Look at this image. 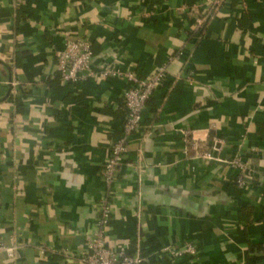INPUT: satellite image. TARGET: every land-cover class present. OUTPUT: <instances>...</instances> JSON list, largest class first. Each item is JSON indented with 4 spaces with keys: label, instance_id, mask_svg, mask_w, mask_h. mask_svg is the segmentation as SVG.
I'll return each mask as SVG.
<instances>
[{
    "label": "crops",
    "instance_id": "0c3cea01",
    "mask_svg": "<svg viewBox=\"0 0 264 264\" xmlns=\"http://www.w3.org/2000/svg\"><path fill=\"white\" fill-rule=\"evenodd\" d=\"M208 1L0 0V243L15 248L0 264H79L100 217L128 84L63 85L65 35L87 39L95 62L168 73L117 171L107 245L197 250L147 264H246L264 242V0H226L199 38L194 16ZM216 140L221 163L200 157ZM238 150L253 174L246 188L225 162Z\"/></svg>",
    "mask_w": 264,
    "mask_h": 264
},
{
    "label": "built area",
    "instance_id": "2783aa9c",
    "mask_svg": "<svg viewBox=\"0 0 264 264\" xmlns=\"http://www.w3.org/2000/svg\"><path fill=\"white\" fill-rule=\"evenodd\" d=\"M225 1L209 0L194 16V30L199 38L204 34L209 20ZM55 71L63 85L75 86L91 79L98 81L122 79L128 84L120 96L125 113L121 133L112 143L110 155L103 163L101 170L106 191L98 205L100 217L95 223V232L87 239L84 251L78 258L79 264H147L152 256H165L171 260L195 257L197 250L189 243L179 249L170 246L164 247L152 256H145L139 247L134 252L128 253L124 250L112 249L105 240V230L112 215L109 199L114 194L112 190L116 185L117 171L130 151L132 138L144 129L142 120L146 104L165 83L168 76L166 67L162 65L151 76L141 77L134 71L121 70L113 61L95 62L92 45L87 39L65 35L63 48L55 53ZM178 80V77L175 78V83ZM184 82L191 84L194 79L189 76ZM182 133L184 136L187 135L186 132ZM189 144L193 148H197L195 143L189 142ZM225 146L223 141L216 140L210 147L211 150L202 152L200 157L209 161H221L218 159V155ZM138 154L140 155V150ZM225 162L237 172L234 180L236 186L238 188L249 186L253 174L249 164L244 161L242 151L238 150L234 157ZM136 169L140 173L144 171L142 165H138ZM3 253L9 258H13L15 248H7L0 243V254Z\"/></svg>",
    "mask_w": 264,
    "mask_h": 264
},
{
    "label": "trees",
    "instance_id": "16d2710c",
    "mask_svg": "<svg viewBox=\"0 0 264 264\" xmlns=\"http://www.w3.org/2000/svg\"><path fill=\"white\" fill-rule=\"evenodd\" d=\"M257 252H260L262 255L258 256ZM263 261H264V242L252 245L245 258V263L246 264H260Z\"/></svg>",
    "mask_w": 264,
    "mask_h": 264
},
{
    "label": "water",
    "instance_id": "95a60500",
    "mask_svg": "<svg viewBox=\"0 0 264 264\" xmlns=\"http://www.w3.org/2000/svg\"><path fill=\"white\" fill-rule=\"evenodd\" d=\"M212 162H215V163H221V162H219V161H216V160H212Z\"/></svg>",
    "mask_w": 264,
    "mask_h": 264
}]
</instances>
